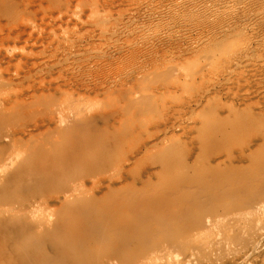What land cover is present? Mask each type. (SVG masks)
Listing matches in <instances>:
<instances>
[{
    "label": "rangeland",
    "instance_id": "1",
    "mask_svg": "<svg viewBox=\"0 0 264 264\" xmlns=\"http://www.w3.org/2000/svg\"><path fill=\"white\" fill-rule=\"evenodd\" d=\"M0 264H264V0H0Z\"/></svg>",
    "mask_w": 264,
    "mask_h": 264
}]
</instances>
